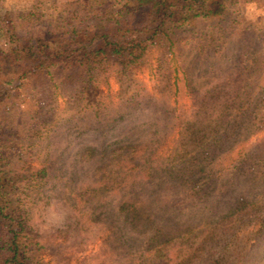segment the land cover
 <instances>
[{"label": "trees", "instance_id": "1", "mask_svg": "<svg viewBox=\"0 0 264 264\" xmlns=\"http://www.w3.org/2000/svg\"><path fill=\"white\" fill-rule=\"evenodd\" d=\"M250 3L264 8V0H77V12L71 18L56 17L44 21V30L29 32H21L26 15L0 13V264H41L33 254L39 235L33 208L45 196L49 183L59 182L52 167L55 162L48 163L49 154L35 147L61 121L57 115L38 113L36 86L51 84L74 105L79 104L108 78L126 79L151 50L171 52L173 57L172 48L177 47L185 80L187 66L192 67L190 78L195 80L217 77L222 68L230 74L235 70L254 74L256 62L248 59L250 51L245 47L247 31L238 19L240 7ZM30 16L32 23H42V16ZM168 60L165 57L162 64L166 66ZM158 67L164 82L176 72ZM255 89L252 99L260 103L264 86ZM250 92L227 103L234 113H221L227 118L221 121L222 133L201 136L197 130L195 137L182 133L167 159L154 155L155 140H142L144 130L136 125L110 144L78 148L64 169L56 164L64 173V184L53 191L69 205L76 225L106 227L110 246L129 250L140 243L139 247L169 264L168 252L161 249L192 235L200 236L199 253L207 254L204 247L217 235L205 229L210 224L206 218L195 226L180 222L184 214L178 215L181 199L203 198L205 185L221 165L222 156L216 151L227 149L225 156L235 149L231 144L242 136L243 125L236 120L244 114L240 111ZM22 99H26L24 110L20 109ZM80 110L91 112L90 128L96 134L107 136L111 125L99 113L100 107L84 105ZM246 158L242 150L237 152L226 164L227 174L232 176L249 164ZM217 194L212 195L230 196L223 191ZM244 200L230 196L225 203L243 206ZM232 238L224 239L223 250ZM178 249L183 260L197 254L193 249Z\"/></svg>", "mask_w": 264, "mask_h": 264}, {"label": "rangeland", "instance_id": "2", "mask_svg": "<svg viewBox=\"0 0 264 264\" xmlns=\"http://www.w3.org/2000/svg\"><path fill=\"white\" fill-rule=\"evenodd\" d=\"M76 1L0 0V13L11 11L26 15L27 22L21 25V32L44 30V21L56 17L71 18L77 12ZM31 14L42 16V23H32ZM238 19L247 31L245 47L250 51L248 59L256 62L257 71L254 74L242 70L230 74L228 69L222 68L217 77L195 80L190 78L192 67L187 66L189 70H186L185 80L179 69L183 60L180 58L181 49L178 51L177 47L172 48L173 57H170L171 52L165 54L164 50H151L145 55L142 65L126 79L119 82L114 77L108 78L104 84L92 88L86 101L79 104L74 105L61 90L53 88L51 84L36 86L39 92L38 113L57 115L61 121L35 147V151L43 150L44 154H49L47 162H55L52 167L59 175V182L51 181L45 196L33 208L34 224L39 233L36 240L38 246L33 254L39 263L166 264L154 252L139 247L140 243L129 250L127 247L122 249L110 246L107 242L108 230L102 225L82 226L85 222L76 225L77 219L69 205L63 203L53 191L56 186L60 189L64 184V173L56 166L61 164L63 168L69 164L78 148L99 143L110 144L135 125L144 130L140 133L142 140L148 143L155 140L151 149H156L154 155L167 159L173 155L182 133L187 136L190 134L188 137H195L197 130L202 131L201 136L205 133H222L221 121L227 118L221 115L234 113L232 109H227V103L236 102L235 97L241 99L245 92L251 91L246 105L240 111L244 114L236 120L243 125L241 139L237 137L239 140L231 144L235 149L225 156L222 154L227 149L216 151L222 156L221 165L205 185L203 198L197 200L194 195L187 197V200L181 199L183 206L178 211V215L184 212L179 221L186 220L192 223L190 226L201 223L203 218L209 220L210 224L203 227L202 231L204 228L211 230L217 238L211 245L204 247L207 254L199 253L200 236L193 238L192 235L187 240L172 241L161 251L168 252L169 264H264V94L260 103L252 99L257 90L255 86H264V8L259 3L245 4L239 9ZM165 57L167 60L169 57L165 61L166 66L162 64ZM159 65L176 71L169 82L159 77ZM20 103V109L24 110L26 99ZM84 105L100 107L99 113L104 114L105 122L111 125L107 129V136H100L94 128H90L93 124L91 112L80 110ZM79 116L84 117L80 119ZM118 118L120 120L116 124L110 122ZM226 127L227 130L231 128ZM241 150L246 154V162L249 164L230 176L226 164ZM219 191L226 192L232 198L243 196L244 205H227L225 202L230 196L218 198L212 195H220ZM180 193L183 194L182 191ZM232 235V240L228 241L227 248L223 250L224 239L227 241ZM178 248L193 249L197 254L189 256L188 261L187 258L183 260L185 256L180 255Z\"/></svg>", "mask_w": 264, "mask_h": 264}]
</instances>
